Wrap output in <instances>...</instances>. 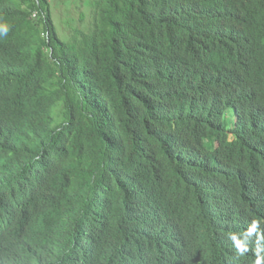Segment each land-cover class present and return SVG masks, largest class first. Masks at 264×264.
I'll return each instance as SVG.
<instances>
[{
    "label": "trees",
    "instance_id": "1",
    "mask_svg": "<svg viewBox=\"0 0 264 264\" xmlns=\"http://www.w3.org/2000/svg\"><path fill=\"white\" fill-rule=\"evenodd\" d=\"M75 2L0 0V264H264V0Z\"/></svg>",
    "mask_w": 264,
    "mask_h": 264
},
{
    "label": "rangeland",
    "instance_id": "2",
    "mask_svg": "<svg viewBox=\"0 0 264 264\" xmlns=\"http://www.w3.org/2000/svg\"><path fill=\"white\" fill-rule=\"evenodd\" d=\"M64 1L65 0H56V3L54 4L53 12H54V15L56 16L55 24L57 25L60 34L68 36L71 33L69 24L67 22L68 16L72 15L73 17H75L74 22H76L78 20V16L80 15L79 13L83 11L85 14V17L87 18L88 5L87 3L80 4V3L75 2L73 3V8L71 5L67 8L65 5H63ZM72 11L74 14L72 13Z\"/></svg>",
    "mask_w": 264,
    "mask_h": 264
},
{
    "label": "clouds",
    "instance_id": "3",
    "mask_svg": "<svg viewBox=\"0 0 264 264\" xmlns=\"http://www.w3.org/2000/svg\"><path fill=\"white\" fill-rule=\"evenodd\" d=\"M251 83H244L243 85H242V89L240 90V93L241 94H244L245 92H247L248 90H250L251 89ZM229 115V114H228ZM228 115L226 114V119L228 118Z\"/></svg>",
    "mask_w": 264,
    "mask_h": 264
}]
</instances>
